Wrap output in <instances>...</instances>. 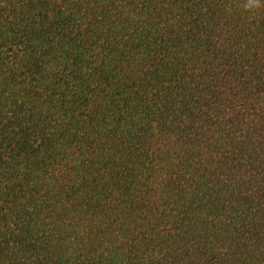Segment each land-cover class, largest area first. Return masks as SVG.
<instances>
[{"label": "trees", "instance_id": "obj_1", "mask_svg": "<svg viewBox=\"0 0 264 264\" xmlns=\"http://www.w3.org/2000/svg\"><path fill=\"white\" fill-rule=\"evenodd\" d=\"M0 0V264H264V3Z\"/></svg>", "mask_w": 264, "mask_h": 264}, {"label": "clouds", "instance_id": "obj_2", "mask_svg": "<svg viewBox=\"0 0 264 264\" xmlns=\"http://www.w3.org/2000/svg\"><path fill=\"white\" fill-rule=\"evenodd\" d=\"M261 3H264V0H252V2L250 3V7H259Z\"/></svg>", "mask_w": 264, "mask_h": 264}]
</instances>
